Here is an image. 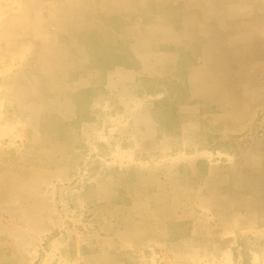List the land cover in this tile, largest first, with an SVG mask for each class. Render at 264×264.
<instances>
[{
    "label": "rangeland",
    "instance_id": "374dc122",
    "mask_svg": "<svg viewBox=\"0 0 264 264\" xmlns=\"http://www.w3.org/2000/svg\"><path fill=\"white\" fill-rule=\"evenodd\" d=\"M246 5L0 0V264H264Z\"/></svg>",
    "mask_w": 264,
    "mask_h": 264
},
{
    "label": "crops",
    "instance_id": "0c3cea01",
    "mask_svg": "<svg viewBox=\"0 0 264 264\" xmlns=\"http://www.w3.org/2000/svg\"><path fill=\"white\" fill-rule=\"evenodd\" d=\"M246 1V7H248V4H249V1H251V0H245ZM234 7H236V8H240L241 6L240 5H236V6H234Z\"/></svg>",
    "mask_w": 264,
    "mask_h": 264
}]
</instances>
